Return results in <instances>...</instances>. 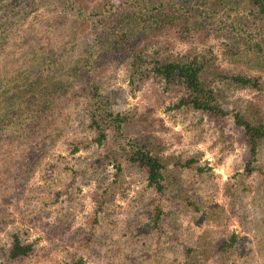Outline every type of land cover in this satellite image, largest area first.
<instances>
[{"label": "rangeland", "instance_id": "obj_1", "mask_svg": "<svg viewBox=\"0 0 264 264\" xmlns=\"http://www.w3.org/2000/svg\"><path fill=\"white\" fill-rule=\"evenodd\" d=\"M106 1L119 9L123 0H0V93L10 72L48 52L55 65L45 75L65 83L23 122L22 136L0 138V264H264V141L251 156L234 123L235 114L264 123V52L232 55L225 39L179 27L134 42L146 59L211 57L223 74L259 80V89L212 84L226 112L212 118L179 105L180 86L140 79L130 57L109 54L105 18L97 28L76 9ZM221 11L228 21L248 17L242 6ZM91 49L102 100L125 119L124 135L165 162L161 196L127 162L120 137L95 141L79 71ZM14 238L28 252L12 261Z\"/></svg>", "mask_w": 264, "mask_h": 264}, {"label": "trees", "instance_id": "obj_2", "mask_svg": "<svg viewBox=\"0 0 264 264\" xmlns=\"http://www.w3.org/2000/svg\"><path fill=\"white\" fill-rule=\"evenodd\" d=\"M63 1L65 5L73 6L76 0ZM227 4L242 6L247 10L248 17L228 21L225 13L221 11ZM76 9L78 16L97 28L100 18H105L108 23L104 21L99 31L104 34L109 54L130 57L132 73L136 77L142 79L151 75L166 85L180 86L184 96L179 105L212 118L223 117L226 112L220 105L219 95L212 84H226L240 89L260 88L257 78L219 72L211 57L181 55L168 61L146 59L135 52L133 44L139 38L148 37L167 27H179L185 32L207 31L225 39L232 55H237L242 49L249 53L262 54L264 0H123L119 9L108 1L88 12L78 6ZM109 14L112 18L115 16V24H110ZM94 46V43L91 44L92 48ZM96 58V50L91 49L79 67L87 81L82 93L91 112L89 128L98 133L95 141L101 143L106 140L108 133H112L114 138L120 137L122 145H125L123 150L127 162L141 169L145 173L147 186L161 196L167 191L162 183L165 162L151 153L149 144L124 135L125 119L111 112L102 100L100 87L94 77L93 66ZM54 65L53 55L48 52L35 62L16 68L5 78L3 91L0 93L3 101L0 110V138L11 140L21 135L23 122L28 118H35V115L39 117L48 105L45 103L50 102L64 88L63 81H54L45 75V71L52 70ZM234 123L242 130L250 155H256L259 143L264 141V123L259 118L241 114L234 115ZM116 167L119 170L118 165ZM159 206L158 203L154 208L156 219L158 213H161ZM27 252L28 248L18 238H14L8 258L17 260L26 256Z\"/></svg>", "mask_w": 264, "mask_h": 264}]
</instances>
